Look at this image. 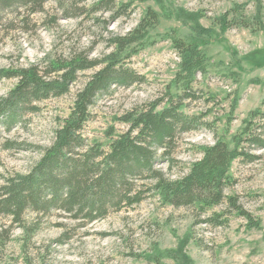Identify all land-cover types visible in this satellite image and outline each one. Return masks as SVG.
Returning <instances> with one entry per match:
<instances>
[{
    "label": "rangeland",
    "instance_id": "obj_1",
    "mask_svg": "<svg viewBox=\"0 0 264 264\" xmlns=\"http://www.w3.org/2000/svg\"><path fill=\"white\" fill-rule=\"evenodd\" d=\"M95 2L52 1L43 13L25 21L20 17L0 30V68H44L51 59L76 51H91V57L102 59L112 50L111 37L126 36L136 29L149 9L158 14V26L128 50L132 57L126 63L145 78V83L116 88L98 99L85 128L91 144L98 142L107 148L108 133L128 131L118 120L124 114L166 99L169 91L181 94L172 85L180 58L171 36L190 43L196 38V24L211 30L209 45L201 47L207 57V75L196 74L194 89L200 99L187 101L183 111L190 116L203 115L211 127L179 134L172 161H160L157 168L172 179L182 177L202 158L201 148L221 139L230 143L244 128L249 113L264 112V30L256 34L244 28L223 32L218 23L237 5L244 6L246 18H252L257 13L256 0H121L132 3L130 14L113 23L110 13L89 12ZM261 3L264 24V0ZM91 74H82L68 95L39 104V112L25 116L13 132H0V187L5 178L28 174L40 160L41 148L53 143L56 130L71 113L76 93ZM15 85V80L0 82V98ZM6 140L27 146L20 151L4 150ZM254 153L261 159L232 164L230 174L235 184L226 193L238 196L243 208L261 220V230H248L246 221L235 214L228 216L225 226L205 224L209 216L222 214L226 204L201 215L198 209L165 205L149 193L140 205L111 212L89 225L57 211L27 213L20 223L0 216V264H155L146 257L155 254L156 248L160 252L176 249L186 238L190 240L186 251L194 264H264V150ZM162 264L174 262L164 259Z\"/></svg>",
    "mask_w": 264,
    "mask_h": 264
},
{
    "label": "trees",
    "instance_id": "obj_2",
    "mask_svg": "<svg viewBox=\"0 0 264 264\" xmlns=\"http://www.w3.org/2000/svg\"><path fill=\"white\" fill-rule=\"evenodd\" d=\"M52 1L57 0H0V30L20 17L25 21L27 17L43 13ZM256 1L257 13L252 18H246L244 6L237 5L218 19L220 29L262 32L263 8L261 0ZM131 6L132 3L124 4L121 0H96L89 12L110 13L113 23L129 16ZM182 16L178 18L182 20ZM158 24V14L149 9L136 29L126 36L110 38L112 50L102 59L91 57V51H76L51 59L44 68L38 65L0 68V82L16 81L13 89L0 98V132L8 134L25 116L38 113L39 104L68 95L82 74L92 72L76 93L71 113L62 120L53 143L41 148L42 156L31 171L5 178L0 187V216L20 223L27 213L45 215L57 211L72 221L89 225L105 219L111 212L140 205L147 194L153 193L165 205L198 209L201 215L227 205L222 214L209 216L205 224L225 226L228 216L235 214L246 221L248 230L262 229L261 220L243 208L239 197L226 193L235 184L230 171L236 160L254 163L261 159L254 153L264 150L261 109L249 113L244 128L230 143L221 139L213 146L201 148L202 158L182 177L172 179L157 168L160 161H172L170 156L179 134L211 127L203 115L190 116L183 111L187 101L200 99L198 90L194 89L195 76L207 75V57L201 47L209 45L211 30L196 24V38L190 43L171 36L180 58L179 72L172 85L181 91L180 95H171L169 91L166 99L124 114L118 120L129 129L120 135L114 131L108 133L107 148L98 142L91 144L85 136V128L93 116L91 109L101 96L112 94L116 88L127 89L145 83V78L126 63L132 57L128 50ZM239 70L243 72L240 67ZM236 107L235 102L227 118L228 126ZM25 146L7 140L2 144L4 150L20 151ZM189 241L186 238L176 249L165 252L156 248V253L146 258L155 264H162L164 259L174 264H194L186 251Z\"/></svg>",
    "mask_w": 264,
    "mask_h": 264
}]
</instances>
